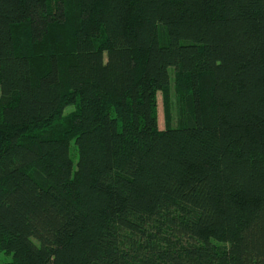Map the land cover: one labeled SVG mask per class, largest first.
<instances>
[{
    "label": "trees",
    "instance_id": "obj_1",
    "mask_svg": "<svg viewBox=\"0 0 264 264\" xmlns=\"http://www.w3.org/2000/svg\"><path fill=\"white\" fill-rule=\"evenodd\" d=\"M0 253L264 264V0H0Z\"/></svg>",
    "mask_w": 264,
    "mask_h": 264
},
{
    "label": "rangeland",
    "instance_id": "obj_2",
    "mask_svg": "<svg viewBox=\"0 0 264 264\" xmlns=\"http://www.w3.org/2000/svg\"><path fill=\"white\" fill-rule=\"evenodd\" d=\"M170 111L172 116V124L175 125L177 120V106H178V100H177V94L174 91L173 88V82L171 81L170 85ZM69 110V107L65 109V113ZM157 122L159 129H164L165 127V109H164V103H163V96L161 92H158L157 94ZM72 145V144H71ZM10 259V255H5L0 253V264H2L5 261H8Z\"/></svg>",
    "mask_w": 264,
    "mask_h": 264
}]
</instances>
